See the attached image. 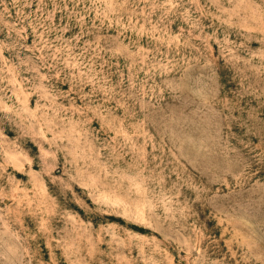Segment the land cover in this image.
Instances as JSON below:
<instances>
[{"label":"rangeland","instance_id":"rangeland-1","mask_svg":"<svg viewBox=\"0 0 264 264\" xmlns=\"http://www.w3.org/2000/svg\"><path fill=\"white\" fill-rule=\"evenodd\" d=\"M0 264H264V0H0Z\"/></svg>","mask_w":264,"mask_h":264}]
</instances>
